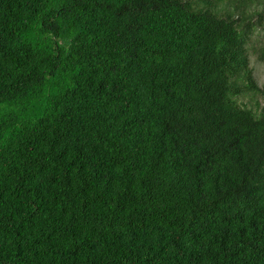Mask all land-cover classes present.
<instances>
[{"label": "trees", "instance_id": "obj_1", "mask_svg": "<svg viewBox=\"0 0 264 264\" xmlns=\"http://www.w3.org/2000/svg\"><path fill=\"white\" fill-rule=\"evenodd\" d=\"M226 4L0 0V264H264V84Z\"/></svg>", "mask_w": 264, "mask_h": 264}, {"label": "rangeland", "instance_id": "obj_2", "mask_svg": "<svg viewBox=\"0 0 264 264\" xmlns=\"http://www.w3.org/2000/svg\"><path fill=\"white\" fill-rule=\"evenodd\" d=\"M229 3V4H228ZM239 0H227V6L230 10H234V16L238 13L235 5L243 8L246 14L251 15L252 32L246 43L247 53L249 57V65L252 68L253 76L259 87L264 84V4L262 2H253L249 4H241ZM238 8V9H239ZM241 100L246 102L248 106L254 107L262 104L263 95L259 91L249 94L246 92Z\"/></svg>", "mask_w": 264, "mask_h": 264}]
</instances>
